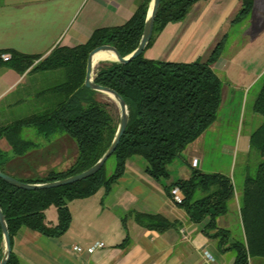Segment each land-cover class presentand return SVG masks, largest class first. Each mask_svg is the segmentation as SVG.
Listing matches in <instances>:
<instances>
[{"label":"trees","instance_id":"obj_1","mask_svg":"<svg viewBox=\"0 0 264 264\" xmlns=\"http://www.w3.org/2000/svg\"><path fill=\"white\" fill-rule=\"evenodd\" d=\"M151 1L142 0L126 24L97 29L85 44L56 48L43 60L38 55L0 51V69L9 67L19 74L30 69L31 72L61 70L64 76L63 82L48 90L56 99L53 107L0 128V141H8L12 157H22L35 146L22 135V130L29 127L48 138L57 133L64 134L75 142L78 150L75 162L67 170H51L44 176L26 178L7 172L12 157L0 149V172L26 184H47L83 173L102 158L115 138L120 116L115 104L98 101V92L85 87L89 54L103 45L115 47L122 57L133 53L142 39ZM200 1L206 0H161L153 35L145 52L129 64L105 63L97 69L94 82L116 91L129 109L125 134L109 158L116 162L112 175L106 172L108 160L95 175L58 188L25 190L0 178V207L6 218L11 246L23 228L48 238L64 235L72 223L69 203L92 197L102 189L109 195L124 175L126 162L131 158H142L146 173L154 180H168L169 166L216 122L222 103V83L212 67L220 56L224 40L206 62H165L148 59L145 55L169 24L183 21ZM241 1L242 7L234 23L242 22L253 9L254 0ZM4 53H10V61L2 60ZM253 110L264 118V81ZM250 147L260 153L262 162L256 175L245 179L242 191L240 213L245 241L230 244L229 232L217 225V219L228 213L229 203L235 196L230 177L193 170L188 180H178L166 187L171 197L174 188L180 189L182 203L178 205L185 209L192 223L204 225V234L217 240L222 251L235 253L234 264H250L253 258H264V121L252 133ZM52 206L58 210L56 226L46 223L45 212ZM129 215L141 227L159 233L178 225L161 215L138 212ZM123 223L126 224V218ZM3 254L4 237L0 224V261ZM7 264H18L13 252Z\"/></svg>","mask_w":264,"mask_h":264},{"label":"crops","instance_id":"obj_2","mask_svg":"<svg viewBox=\"0 0 264 264\" xmlns=\"http://www.w3.org/2000/svg\"><path fill=\"white\" fill-rule=\"evenodd\" d=\"M141 1L0 0V51L38 55L43 60L56 48H75L85 44L97 29L126 24ZM241 7V0L200 1L183 21L165 28L145 54L148 59L165 62H206L224 40L220 56L212 67L222 83L218 118L169 166L170 178L156 181L146 173V163L142 158L129 159L124 175L109 195L102 189L92 197L69 203L72 223L64 235L48 238L26 228L21 229L12 245L18 264H234L235 253L222 251L217 240L204 234L203 224L192 223L185 209L168 195L166 187L178 180H188L193 170L231 176L235 196L229 203L228 213L217 219V225L229 232L230 244L245 241L240 213L243 187L236 186L232 167L230 175H227L218 169L208 170L205 160L207 132L210 130L217 135L225 130L229 118L237 113L243 117L248 103L254 105L264 81V0H254L252 12L242 22L234 23ZM234 28L239 30L231 34ZM38 72L30 69L19 74L9 67L0 69V106L4 105L3 112L23 105L31 117V114L55 105L56 99L48 90L58 84L41 90L39 82L35 85L31 82ZM62 78V74L52 77L55 84ZM236 129V145L230 147L223 143L220 147L222 152L230 151L234 155L238 152L242 128ZM23 131V138L27 140ZM253 132L244 135V142L249 146ZM60 135L71 140L64 134ZM3 142L9 146V150L4 147L3 150L12 152L6 139L0 141V146ZM27 154L12 157L7 165L10 175L20 177L17 174L23 172L27 178L44 176L49 172L22 171L21 161L28 157ZM242 154L249 156L251 148ZM195 160L197 167L192 165ZM247 177L240 183L244 184ZM130 212L161 215L178 225L159 233L141 227L129 215ZM45 214L48 225L58 224L56 207H50ZM123 218H126L125 225ZM96 244H104V247L93 254L88 253L87 249ZM76 247L83 251H76ZM206 252L213 260L206 258ZM250 264H254L253 259Z\"/></svg>","mask_w":264,"mask_h":264},{"label":"rangeland","instance_id":"obj_3","mask_svg":"<svg viewBox=\"0 0 264 264\" xmlns=\"http://www.w3.org/2000/svg\"><path fill=\"white\" fill-rule=\"evenodd\" d=\"M171 25L173 24H169L168 26ZM238 30L239 28H234L231 34L238 32ZM102 64H99L94 69L93 77H95L97 69ZM56 74H62L63 78L55 84V80L52 79V77ZM63 80L64 76L61 70H59L58 72L40 71L31 79V82H33L34 85L39 82L41 90L45 91L53 87L54 85L60 84L61 82H63ZM96 99L100 102L115 104L109 96L102 93H98L96 95ZM6 104L8 103L6 102ZM26 108L27 107H24L23 105H19L10 112L5 113L3 112L4 105L0 106V128L14 123L18 120L29 117L30 114H28ZM38 113L39 112H35L34 114H31V116ZM252 116L253 119L250 118ZM263 121L264 118L260 114L254 112L253 104L248 103L246 114L241 117L237 113L236 116H233V118H229L224 131L215 135L209 130L206 135L205 145V160L207 169H218L219 171L230 175V168L232 167V178L234 179V181H236V186L244 187V184H241L240 181H242L247 176L254 177L257 173V169L260 163L262 162L260 153L256 150L251 149V154L249 156L242 154L243 152H248L250 147L247 143L244 142V135L249 131H255L256 129H258L262 125ZM240 126L242 128V142L240 144L238 142V152H236V155H234V153L230 151H228V153L222 152V150L220 149L221 144L227 143L230 147L236 145V128ZM23 133H25L27 140L33 141L35 143V146L33 147V149H35L31 150L29 154H27L28 157H25L26 159H23L21 161L22 171L31 169L34 170L35 173H47L51 170H63L64 168L70 167L75 162L78 155V150L73 141L64 138V136H61L58 133L51 136L50 138L39 135L37 134V129L34 127L24 129ZM56 137L58 139H56ZM2 145L3 146H0L2 150L3 147L9 150V146L5 144V142H3ZM4 152L7 153L10 158L12 157L11 151ZM28 165H30V167H28ZM115 167V159H109V161L106 163L107 175H112L115 171ZM17 175L26 177V174L23 172ZM253 263L264 264V258H253Z\"/></svg>","mask_w":264,"mask_h":264},{"label":"water","instance_id":"obj_4","mask_svg":"<svg viewBox=\"0 0 264 264\" xmlns=\"http://www.w3.org/2000/svg\"><path fill=\"white\" fill-rule=\"evenodd\" d=\"M160 2L161 0H152L150 8L148 10L144 33L140 41V44L138 48L133 53H131L129 56L122 57L115 47L109 46V45L100 46L94 49L89 54L88 63H87L86 79H85V87L93 91H96L98 93H102V94L109 96L110 99L117 105L119 112H120L117 133L115 135V138L111 146L109 147L107 152L102 156V158L94 166H92L90 169L86 170L85 172L69 177V178H66L64 180H60V181H56L52 183L26 184V183L16 180L15 178L7 174L0 172V178L2 180L20 189L44 190V189L58 188V187L74 184L76 182L85 180L95 175L103 168L105 163L109 160V158L116 151L118 145L120 144L122 137L125 134V131L129 123V109L124 99L116 91L110 88H107V87L100 86L94 82L93 74H94V69H95V59L97 55L100 53H112L115 55V58H116L114 62L126 65L132 62L133 60H135L136 58H138L139 56H141L145 52L152 38L155 19H156L158 10H159ZM0 224L2 227V232H3V237H4V254H3L2 260L0 261V264H7L12 255V246H11V239H10V234H9V229L7 226L6 218L4 216V213L1 207H0Z\"/></svg>","mask_w":264,"mask_h":264},{"label":"built area","instance_id":"obj_5","mask_svg":"<svg viewBox=\"0 0 264 264\" xmlns=\"http://www.w3.org/2000/svg\"><path fill=\"white\" fill-rule=\"evenodd\" d=\"M2 60H3L4 62H8V61H10V60H11V55H10V54H3V55H2ZM192 165H193L194 167H197V166H198V162H197V160H195V161L193 162ZM171 193H172L173 200H174L175 203H177V204L182 203V196H181V192H180V189H179V188H174V189L171 191ZM103 247H104V244H96V245H93V246H91L90 248H88V249H87V252L90 253V254H93L94 252H96L97 249H101V248H103ZM75 250H76V251H79V252H82V251H83V249L80 248V247H76ZM205 256H206V258H208V259H210V260H213V259L211 258V256H210L207 252L205 253Z\"/></svg>","mask_w":264,"mask_h":264},{"label":"bare ground","instance_id":"obj_6","mask_svg":"<svg viewBox=\"0 0 264 264\" xmlns=\"http://www.w3.org/2000/svg\"><path fill=\"white\" fill-rule=\"evenodd\" d=\"M116 60L115 55L112 53H100L95 59V68L102 63L114 62Z\"/></svg>","mask_w":264,"mask_h":264}]
</instances>
